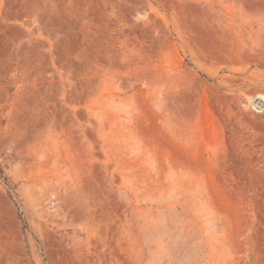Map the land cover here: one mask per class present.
<instances>
[{"label": "rangeland", "instance_id": "obj_1", "mask_svg": "<svg viewBox=\"0 0 264 264\" xmlns=\"http://www.w3.org/2000/svg\"><path fill=\"white\" fill-rule=\"evenodd\" d=\"M263 59L264 0H0V264H264Z\"/></svg>", "mask_w": 264, "mask_h": 264}, {"label": "bare ground", "instance_id": "obj_2", "mask_svg": "<svg viewBox=\"0 0 264 264\" xmlns=\"http://www.w3.org/2000/svg\"><path fill=\"white\" fill-rule=\"evenodd\" d=\"M210 6V5H209ZM209 8V7H208ZM227 8V7H226ZM212 9V8H211ZM229 9V8H228ZM227 25V24H226ZM230 27V26H229ZM222 28V27H221ZM233 28V27H232ZM234 28H235V26H234ZM232 30V29H231ZM227 31V30H226ZM236 32V31H235ZM234 32V33H235ZM233 33V32H232ZM224 34V33H223ZM239 38V37H238ZM245 47V46H244ZM236 50H238V49H236ZM249 51V50H248ZM250 52V51H249ZM261 52V51H260ZM239 54V53H238ZM250 55H251V53H249ZM256 54H257V52H256ZM262 54V53H261ZM240 55V54H239ZM254 55H255V53H254ZM259 55V54H258ZM252 56V55H251ZM257 56V55H256ZM262 55H260V57H261ZM259 57V56H258ZM263 58V57H262ZM254 59V58H253ZM258 59V58H257ZM264 60V59H263ZM256 61V60H255ZM259 62H260V59L258 60ZM257 96V95H256ZM254 97V96H253ZM253 97H252V99H253ZM258 97L261 99V100H263L264 101V92L263 93H259L258 94ZM250 103H253V102H250Z\"/></svg>", "mask_w": 264, "mask_h": 264}]
</instances>
